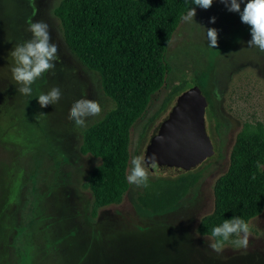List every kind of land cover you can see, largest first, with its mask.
I'll list each match as a JSON object with an SVG mask.
<instances>
[{"label": "rangeland", "instance_id": "374dc122", "mask_svg": "<svg viewBox=\"0 0 264 264\" xmlns=\"http://www.w3.org/2000/svg\"><path fill=\"white\" fill-rule=\"evenodd\" d=\"M61 1L0 0V264H264V211L249 224L246 249L226 242L216 252L208 246L211 238L197 231L202 217L214 209L215 183L229 169L243 125L264 124V52L249 46L251 26L223 0L196 8L195 17L182 20L168 46L171 72L165 86L131 128L130 161L145 154L179 97L202 90L215 152L198 168L197 184L160 214L142 208L140 186L130 184L119 204L93 218V195L85 184L101 161L81 153L83 133L115 103L104 94L99 75L65 43L54 13ZM32 20L49 24L59 50L55 68L32 86L34 95L62 87V98L45 107L19 93L10 70L9 52L31 39L27 28ZM207 28L218 31L214 49L207 46ZM180 84L185 90L171 97ZM81 97L98 100L102 107L96 116L84 117L85 128L70 118Z\"/></svg>", "mask_w": 264, "mask_h": 264}, {"label": "trees", "instance_id": "16d2710c", "mask_svg": "<svg viewBox=\"0 0 264 264\" xmlns=\"http://www.w3.org/2000/svg\"><path fill=\"white\" fill-rule=\"evenodd\" d=\"M189 7H196L191 0H62L55 8L69 50L99 75L104 94L115 103L83 133L81 153L101 161L85 184L93 195V218L101 209L119 204L130 188L126 175L131 128L167 82L168 46ZM185 87H175L171 97ZM200 177L198 170L165 178L149 173L137 202L154 214L165 213ZM263 211L264 124L247 122L236 137L228 171L215 183L214 209L202 217L197 231L210 237L211 228L224 218L237 215L250 224Z\"/></svg>", "mask_w": 264, "mask_h": 264}, {"label": "clouds", "instance_id": "9594fccd", "mask_svg": "<svg viewBox=\"0 0 264 264\" xmlns=\"http://www.w3.org/2000/svg\"><path fill=\"white\" fill-rule=\"evenodd\" d=\"M229 11L239 13L243 23L250 25L251 40L249 46L257 47L264 52V0H223ZM214 0H191V4L200 8H209ZM243 4V7H241ZM196 7H189L183 20L189 21L195 17ZM215 22V17L210 18ZM27 30L32 34L31 39L16 44L9 52L12 58V79L19 85L20 94L27 96L29 101L35 97L41 107L49 103L58 102L64 95L62 87L57 84L46 92L34 95L33 85L50 70L55 68V63L60 59L58 45L51 40L49 24L43 20H32L28 23ZM207 46L214 49L218 43L216 28H207ZM55 73L53 72V75ZM102 107L98 100L81 97L76 100L71 108L70 118L74 125L85 128L88 121L84 117H94L101 113ZM44 113L36 114L42 115ZM158 141L162 137L156 138ZM157 154L146 157L145 154L134 155L131 158V169L126 175L129 184L148 186L149 168L154 167ZM208 246L220 252L225 242H230L235 248L246 249L249 245V223L241 216L234 215L224 218L221 223L214 225L210 230Z\"/></svg>", "mask_w": 264, "mask_h": 264}, {"label": "water", "instance_id": "95a60500", "mask_svg": "<svg viewBox=\"0 0 264 264\" xmlns=\"http://www.w3.org/2000/svg\"><path fill=\"white\" fill-rule=\"evenodd\" d=\"M208 99L202 90L179 97L163 125L156 131L145 151L157 154L149 173L156 177H178L198 168L214 154L207 132ZM157 137H162L157 140Z\"/></svg>", "mask_w": 264, "mask_h": 264}]
</instances>
